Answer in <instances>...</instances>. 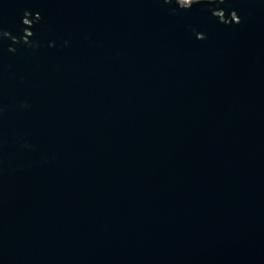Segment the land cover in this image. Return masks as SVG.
Wrapping results in <instances>:
<instances>
[{
    "label": "water",
    "instance_id": "water-1",
    "mask_svg": "<svg viewBox=\"0 0 264 264\" xmlns=\"http://www.w3.org/2000/svg\"><path fill=\"white\" fill-rule=\"evenodd\" d=\"M0 264H264V0H0Z\"/></svg>",
    "mask_w": 264,
    "mask_h": 264
}]
</instances>
